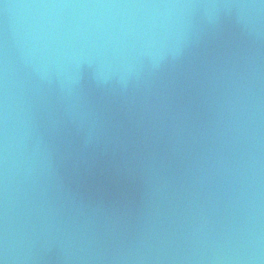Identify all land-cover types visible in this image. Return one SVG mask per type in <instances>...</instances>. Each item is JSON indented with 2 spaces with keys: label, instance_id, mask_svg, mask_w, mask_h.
Returning a JSON list of instances; mask_svg holds the SVG:
<instances>
[{
  "label": "water",
  "instance_id": "95a60500",
  "mask_svg": "<svg viewBox=\"0 0 264 264\" xmlns=\"http://www.w3.org/2000/svg\"><path fill=\"white\" fill-rule=\"evenodd\" d=\"M0 264H264V0H0Z\"/></svg>",
  "mask_w": 264,
  "mask_h": 264
}]
</instances>
